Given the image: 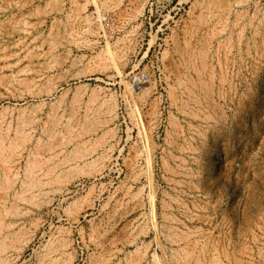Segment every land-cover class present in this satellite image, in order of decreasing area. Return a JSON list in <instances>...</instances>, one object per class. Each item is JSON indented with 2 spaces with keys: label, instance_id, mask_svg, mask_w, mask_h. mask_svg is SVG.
Segmentation results:
<instances>
[{
  "label": "rangeland",
  "instance_id": "obj_1",
  "mask_svg": "<svg viewBox=\"0 0 264 264\" xmlns=\"http://www.w3.org/2000/svg\"><path fill=\"white\" fill-rule=\"evenodd\" d=\"M0 264H264V0H0Z\"/></svg>",
  "mask_w": 264,
  "mask_h": 264
},
{
  "label": "built area",
  "instance_id": "obj_2",
  "mask_svg": "<svg viewBox=\"0 0 264 264\" xmlns=\"http://www.w3.org/2000/svg\"><path fill=\"white\" fill-rule=\"evenodd\" d=\"M139 80V81H143V82H146L147 80V77H146V74L144 73H137L134 77H133V80Z\"/></svg>",
  "mask_w": 264,
  "mask_h": 264
}]
</instances>
